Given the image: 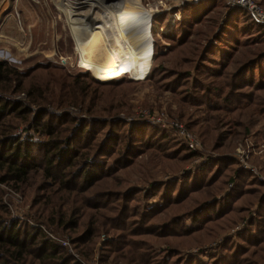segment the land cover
<instances>
[{"label": "rangeland", "instance_id": "1", "mask_svg": "<svg viewBox=\"0 0 264 264\" xmlns=\"http://www.w3.org/2000/svg\"><path fill=\"white\" fill-rule=\"evenodd\" d=\"M110 1L117 7L126 3ZM206 1L140 0L149 11L141 7L144 15L137 18H147L125 22L122 27L112 22L109 29L116 27L127 37L139 35L148 45L147 59L138 68L122 71L115 66L110 75H103L106 71L94 72L83 64L75 36L69 30L70 18L75 17L70 13L86 8L76 7L73 0H0V53L8 54L0 59L11 64L5 72L6 89H0V96L31 111L7 118L13 133L19 139L28 134L37 142L47 139L37 131L26 130V123L38 113L44 120L50 118L60 125L59 129H66L62 137L82 126L85 136L81 140L73 138L70 145L80 148L83 154L66 171L70 169L75 176L84 166L93 174L90 188L86 189L85 183L72 186L77 191L73 195L85 200L82 205H86L80 211L83 216L78 217L80 228L63 229L57 225V212L49 214L58 205L61 211L70 207V201L59 202L60 194L52 195V203L43 216L39 215L51 178L43 176L45 150L32 144L28 180L21 184L0 179V222L16 225L21 232L40 229L56 248L53 259L41 258L38 238L27 248L31 254L25 253L22 261L10 260L9 264H211L213 255L230 256L235 249V257L223 264H264V242L253 246L242 234L249 229L247 219L256 214V201L247 208L243 196L236 202V212L210 222L201 216L207 202L232 188L231 182H221L235 167L248 171L247 180L252 173L264 182V111L254 113V106L244 101L228 113L211 110L221 105L219 100H211L212 106H207L204 89L212 79L222 84L230 75H208L212 73L210 68L220 62L209 52V45H213L218 24H222V15L229 8L221 0V6L193 20V7ZM255 1L264 8V0ZM182 33L184 37L180 38ZM107 37L115 38L109 33ZM234 49L233 63L225 68L229 74L253 48L238 45ZM49 53L55 54L46 57ZM106 65L104 59L99 62L101 68ZM67 90L72 92L68 94ZM263 93L255 95L264 100ZM156 118L182 124L200 139V148H187L176 128L163 126ZM85 156L98 165L87 163ZM222 158L238 165L216 174L218 167H224ZM244 163L254 169L246 168ZM248 184L257 196L260 191L264 194V186ZM97 205L106 225L97 223L91 242L79 246L75 237ZM236 226L239 229L235 230ZM4 261L0 258V264H6Z\"/></svg>", "mask_w": 264, "mask_h": 264}, {"label": "trees", "instance_id": "2", "mask_svg": "<svg viewBox=\"0 0 264 264\" xmlns=\"http://www.w3.org/2000/svg\"><path fill=\"white\" fill-rule=\"evenodd\" d=\"M222 1L224 2V0ZM221 3V0H208L204 3H200L191 10L192 19H200V16H205V14L209 13L212 9L221 6ZM138 6L141 11L140 15L126 14L123 16L121 15L118 18H112L109 23V28L112 22H117L122 27L125 22H138L142 21L144 18H147H137V16L144 15L143 9L146 12L149 11L147 8L143 7L140 0H138ZM199 9H201L200 13L198 12ZM222 16L224 17L222 18ZM222 16V24H218V32L213 36V41L211 42L213 45L210 44L209 48L211 49H208L210 53L217 57V60H220V62L216 63L218 66L215 65L216 67L214 66L210 68L212 69V73H208V75L213 77H218L220 75H230V78L225 80L222 84L217 83V80L215 79L211 80L210 86H207L206 89H204V91L207 92V106L209 108L212 106L211 100L214 103L218 102L219 100L221 105H215L211 107V110H222L228 113L230 111H235L237 107L244 101L248 106H254L252 112L256 113V111L258 112L260 110L263 112L264 100L255 94L257 93L261 95L262 92H264V25L257 23L245 9L240 7L231 8ZM213 21L214 23L212 26L214 27L216 26V22L215 20ZM195 23H200V21ZM109 28L107 33H109L110 36H115L117 49L119 51H124V49L130 47L142 52L141 55L144 57V60L141 64H143L147 59L148 46L145 42H143L141 37L139 35L127 37L118 28L115 27L113 31ZM181 31L183 32L185 30L182 29ZM152 36L153 32L150 28V41ZM180 36V38H182L184 37V34L182 33ZM225 40H227L226 43ZM238 45L252 47L255 50L249 49L246 57L243 59L240 65L236 67L235 71L231 74L226 73L225 68L230 62L233 63L234 52L237 51L234 48H237ZM208 50H206V52H208ZM223 60H226V62ZM9 68H11V64L3 59H0V89H6L5 87L8 77L5 72ZM127 76L130 77L129 74H127ZM94 81L100 83L98 80ZM225 87L227 88L226 91H224ZM67 91L68 94L72 92L69 90ZM262 96H264V93ZM77 98L74 100H77ZM224 101L226 103H223ZM227 103H229V105ZM230 104H233L234 107L230 106ZM30 112L31 111L29 109L24 108L17 101L8 100L0 96V179L1 181L8 180L13 183H25L28 180L29 170L32 167L31 161L33 156L30 154V147L33 144L38 146V148H42L43 151L45 150L43 159H45L46 166L43 169V176L44 178H51V183L46 185L48 194L42 202L44 208L42 213L39 215L43 216V211L47 209V205L52 203V195L60 194L58 196V200H60L59 202L64 201V199L66 201H70V207L66 208L65 211H61L60 205H58V209L56 211L52 210L49 214L54 215V213L57 212V225L63 227V229L65 228L66 230H76L78 227L80 228L81 225V221L78 219L79 216H83V214L80 215L81 208L85 207L86 205H82L85 204V200H79L77 195H73L77 194V191H75L72 186H81L85 183L87 184L86 189L90 188L93 185L92 182H90L91 179L89 178H92L93 174L89 171L90 169L85 168L84 166L83 168L79 169V173L75 176L70 174L72 173L70 169L67 171L66 169L70 166L72 167V165L76 163L75 158H77L80 154H83L80 153V148L77 149L76 146L72 144V142L71 146L70 141L73 140V138L74 140L77 138L81 140L82 136H85L84 132L86 131L82 126L75 127L71 134L68 132L67 136L62 137L61 134L62 132H65L66 129H59L60 125L54 124L50 118L44 120L42 115L38 113L34 119H29V123H26V130L37 131L39 134L45 135L48 138L37 142L31 135L28 134L25 135L26 137L24 139H19L18 135L13 133V125L9 123V119L7 118L10 116L18 118L22 115H27V113ZM139 131L141 132L142 129L139 128ZM87 132H90V129L87 130ZM32 140H34V142ZM126 152L129 153L127 148ZM86 154L87 153H84V155ZM84 160L87 163L89 162V164L92 163L93 165H98L97 161L92 160V157L85 156ZM221 161H225L224 167H218L216 174L222 172V169H227L232 164H235V166L238 165L230 158H222ZM217 166L220 165L218 164ZM237 168L238 167H235L233 173L226 175V179H224L226 180L225 182L224 180L221 182L222 184L231 182L232 188L229 189V191H227L223 196L217 197V199L215 198V201H210L211 203L207 202V209L201 214V216L203 218H207V220L210 222L212 219L222 217V215L228 214L229 212H236V202L243 196L245 198L243 201L246 203L244 205L247 206V208H251L250 206L256 201L258 204L256 207V214L253 217L247 219V226H249V229H245L246 232L242 233L246 242H250L253 246H256L257 243L264 242V194L260 191L257 196V193H254L255 191L249 189L250 187L248 183L255 182L259 184V187H263L264 182H262L260 177L255 176L252 173H250L251 179L247 180L246 175L248 174V171ZM56 170L57 172L55 173ZM67 175L72 176L67 180ZM228 183L226 185H228ZM62 191L65 193H61ZM245 195H247V197H245ZM253 196H257V199H253ZM87 198H91V196ZM78 203H80V205H78ZM99 207L100 206L98 205L93 207L94 213L90 215L88 220H86V225H82V230L75 237L77 240V245L80 246L83 245L84 242H91L92 237L95 235V232L98 229L97 223H99L100 226L106 225L103 215L98 211ZM237 208L239 209L242 207H238L237 205ZM212 209H215L214 216H212L211 213ZM98 214L100 217L99 219L97 216ZM45 218L47 221H50L49 217L46 216ZM50 223H54V221H50ZM250 229L254 230L251 231ZM40 231L41 230L39 229L38 231L31 230L30 232H21L20 229L16 227V225H4L2 222H0V258L6 259L7 261H4L6 264H9L10 260L19 263L23 260L25 253L31 254L27 248L30 247L32 242L35 243V241L39 238L40 240L37 244V248L40 250L39 255L41 258L53 259L56 245L53 243L50 244V240L43 237V235L40 234ZM254 231H256V233H253ZM235 252H238L237 249H235V251H233L230 256H228L227 253L220 255L215 254L213 255L211 264L226 263L229 257H235Z\"/></svg>", "mask_w": 264, "mask_h": 264}, {"label": "bare ground", "instance_id": "3", "mask_svg": "<svg viewBox=\"0 0 264 264\" xmlns=\"http://www.w3.org/2000/svg\"><path fill=\"white\" fill-rule=\"evenodd\" d=\"M73 2L80 9L86 8L83 12L70 13L75 17L70 18L69 24L70 33L75 36L83 64L94 72L106 71L103 75H110L115 66L122 71L138 68L144 60L142 52L130 47L119 51L115 38L112 40L107 37L112 18L141 12L137 0H126L125 6L122 7L115 6L110 0H73ZM67 10L70 11L71 7ZM49 54L46 57H52L55 53ZM7 55L5 52L0 53L1 58ZM102 59L107 63L104 68L99 66Z\"/></svg>", "mask_w": 264, "mask_h": 264}, {"label": "built area", "instance_id": "4", "mask_svg": "<svg viewBox=\"0 0 264 264\" xmlns=\"http://www.w3.org/2000/svg\"><path fill=\"white\" fill-rule=\"evenodd\" d=\"M197 2L198 0H192ZM225 5L231 9L234 7H240L245 9L257 23L264 25V8L260 6L255 0H224ZM156 122L160 123L163 126H171L177 129L180 135L183 137L187 148L196 150L200 148L201 141L200 139L192 132L183 127L182 124L171 121L170 123L165 122L161 118H156ZM244 166L250 170H253L254 167L250 164L244 163ZM239 229V226H236L235 230Z\"/></svg>", "mask_w": 264, "mask_h": 264}, {"label": "crops", "instance_id": "5", "mask_svg": "<svg viewBox=\"0 0 264 264\" xmlns=\"http://www.w3.org/2000/svg\"><path fill=\"white\" fill-rule=\"evenodd\" d=\"M135 79H138V78H135Z\"/></svg>", "mask_w": 264, "mask_h": 264}]
</instances>
